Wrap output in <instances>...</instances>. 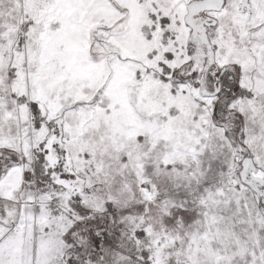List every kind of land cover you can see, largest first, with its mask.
Instances as JSON below:
<instances>
[{
	"label": "snow or ice",
	"instance_id": "6c2138e0",
	"mask_svg": "<svg viewBox=\"0 0 264 264\" xmlns=\"http://www.w3.org/2000/svg\"><path fill=\"white\" fill-rule=\"evenodd\" d=\"M0 264H264V0H0Z\"/></svg>",
	"mask_w": 264,
	"mask_h": 264
}]
</instances>
